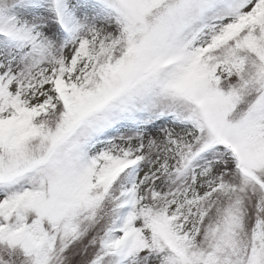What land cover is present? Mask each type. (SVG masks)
I'll use <instances>...</instances> for the list:
<instances>
[{
  "label": "snow or ice",
  "instance_id": "1",
  "mask_svg": "<svg viewBox=\"0 0 264 264\" xmlns=\"http://www.w3.org/2000/svg\"><path fill=\"white\" fill-rule=\"evenodd\" d=\"M0 264H264V0H0Z\"/></svg>",
  "mask_w": 264,
  "mask_h": 264
}]
</instances>
